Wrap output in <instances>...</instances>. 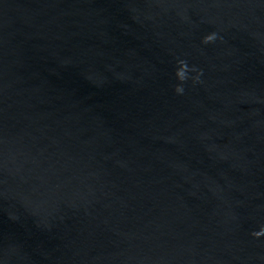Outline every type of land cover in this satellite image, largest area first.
<instances>
[{
	"label": "water",
	"instance_id": "95a60500",
	"mask_svg": "<svg viewBox=\"0 0 264 264\" xmlns=\"http://www.w3.org/2000/svg\"><path fill=\"white\" fill-rule=\"evenodd\" d=\"M0 264H264V0H0Z\"/></svg>",
	"mask_w": 264,
	"mask_h": 264
}]
</instances>
